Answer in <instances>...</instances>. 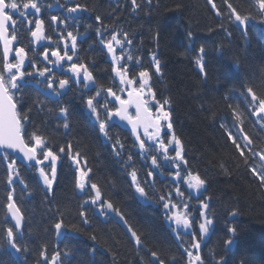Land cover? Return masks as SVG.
<instances>
[{
	"label": "trees",
	"instance_id": "trees-1",
	"mask_svg": "<svg viewBox=\"0 0 264 264\" xmlns=\"http://www.w3.org/2000/svg\"><path fill=\"white\" fill-rule=\"evenodd\" d=\"M38 2L41 12L35 17L29 16L33 20L31 29L35 27V18L43 19L45 35L52 38V43L47 40L36 42L30 35L27 20L14 17L18 39L13 43V49L24 47L29 60L35 57L37 67L53 68L54 86H58L59 79L67 78L70 88L58 99L50 98L30 81L29 86L16 92L21 101L17 109L28 113L31 108L30 119L24 125L26 138L38 132L48 138L55 151L64 146L66 152L60 154L57 161L52 192L46 190L38 172V167L48 170L50 162L36 166L15 161L20 177L14 178L13 184L9 185L8 163L13 158L9 156L5 160L0 154V243L3 244L0 264H46L40 255L42 251H46L49 259L59 252L62 264H158L151 256L152 251L157 252L165 264H189L185 249L194 255L197 250L190 247L191 235L182 234V240L178 239L166 220L164 201L159 197L167 198L169 193L172 202L181 205L178 210H183L184 203L189 206L192 227L188 232L196 233L200 240L198 251L203 264H216L221 257L224 264H264V187L252 173V168L260 166V155H264V120L253 115L251 97L246 91L247 87H252L258 95H264V23L261 22L264 15L259 12L255 0H229L242 15L254 17L246 28L230 17V10L223 0H213L216 9L208 0H152L151 4L147 0H137L141 7L135 10L131 0H59L64 7L57 6V0ZM77 3L89 10L69 14L66 8ZM217 9L223 15L218 16ZM53 15L59 20L69 16L78 19H68L65 28L59 20L52 22ZM96 16L101 17V23H97ZM97 28L101 29L105 40L110 39L113 32L121 34L118 37L121 39L123 32L129 33L132 44L125 46L127 53L133 56L127 63L129 76L138 79L139 71L147 69L152 74L150 86L157 99H171L173 129L164 131L161 138L167 141L174 132L182 140L188 161L187 168L182 165V174L188 170L199 173L207 181L200 192L188 189L181 181L179 186L184 196L177 195L171 178L176 170L174 166L158 159L160 168H153L150 156H142L131 134L118 125L111 123L109 131L124 144L119 156L113 150L114 141L103 139L98 123L85 103L88 96L95 95L96 89L89 91L83 83H74L72 73L67 71L72 62L85 63L97 85L112 87L121 95L122 85L112 72L111 56L100 43ZM68 31L78 35L76 54L72 62H62L65 70L60 71L44 61L42 53L45 47H59L63 54L64 45L58 33L62 32L66 37ZM68 43L70 45V40ZM119 49L117 46V54H120ZM2 54L0 44V69L3 68ZM153 54L161 61L160 73L155 72ZM49 59L55 60L51 52ZM198 59L204 64L206 77L200 71ZM10 60L14 62V51ZM23 70L34 71L27 60ZM97 100L100 105L108 101L110 108L115 107L106 92H102ZM37 101L44 105L43 111L39 110ZM149 106L155 114L157 106L154 103ZM60 107L69 109L70 126L67 129L60 118ZM234 108L242 113V124L235 121ZM100 112L103 118L106 115L103 108ZM221 124L241 137L242 146V134L238 131L241 127L254 141L251 147L257 155L244 149L247 164L228 140ZM68 144L72 145L73 153L79 151L86 158L87 167L92 169L90 182L97 183L104 198L121 209L128 225L141 235L142 246L135 245L119 217L102 216L95 206L84 203L94 193L88 189L82 193L75 187L77 165L67 154ZM169 155L174 156L171 146ZM133 168L142 181H148L145 186L147 199H139L135 191L129 175ZM149 171L153 172L152 177H148ZM9 192L25 217L17 242L28 251L18 255L12 253L6 240L5 230L13 226L7 218ZM201 201L209 204L203 211L213 220L209 232L203 236L199 231V223L203 221ZM234 210L235 216L231 214ZM81 211L86 213L89 223H83ZM60 220H63V227L58 233L54 225ZM230 227L237 229L234 237L228 231ZM93 234L96 241L90 238ZM229 238L234 240L232 245L224 243Z\"/></svg>",
	"mask_w": 264,
	"mask_h": 264
},
{
	"label": "snow or ice",
	"instance_id": "snow-or-ice-1",
	"mask_svg": "<svg viewBox=\"0 0 264 264\" xmlns=\"http://www.w3.org/2000/svg\"><path fill=\"white\" fill-rule=\"evenodd\" d=\"M147 2L151 4L152 0H147ZM208 2L212 5L213 9L217 8V5L213 0H208ZM223 3L226 4L227 8L230 10V17H234L239 25L245 26L246 28L248 21L254 19L251 14L242 15L237 8L229 2V0H223ZM131 4L134 10L141 7L137 0H131ZM255 4L258 6L259 12L264 15V0H255ZM57 6L64 7L63 4L59 3V0H57ZM49 7H51V5H49ZM177 7H179V5H177ZM88 10L87 6L79 3L74 7L66 8V11L69 14L87 12ZM40 12L41 5L38 0H24V2H21V0H0V41L3 42V68L0 69V154L3 155L5 160H8L11 153H19L22 154L21 159L23 161H34L36 166L43 165L46 161L50 162L48 170H46L45 167H38V172L46 190L52 192L57 176V161L60 159V154L66 152V148L61 146L58 151H55L52 145L48 142V138L38 132H34L26 138L24 125L30 119L28 113L31 112V108L28 109V113L18 111L17 105L21 101L16 97V92H20L24 87L29 86L30 81H34L35 86L42 92V94L47 95L50 98L58 99L70 88V81L67 78L59 79L58 86H54L56 84V79L53 68L48 66L43 68L37 67L35 57L29 60L28 52L24 47H15V49H13V43L18 39L16 32L17 20L14 19V17H20L22 20H27V24L31 29L33 20L29 19V16L35 17L36 14H39ZM216 14L218 16L223 15L219 9H217ZM68 19L76 21L78 18L69 16L64 20H59L55 15L51 17L52 22L59 20V23L63 24L65 28H67L66 21ZM95 19L97 23H101L100 16H96ZM261 22L264 23V19H262ZM34 24V29L30 30L31 37L37 42L47 40L49 43H52V38L50 36L46 37L45 35L44 20L37 17L34 20ZM104 30H107L106 26L104 27ZM96 32L97 35L101 37L100 43L103 44L111 56L112 72L119 78L120 85L126 86L127 88L128 99L121 98V96L117 94V91H114L112 87L104 88L103 85H97L93 73L89 70L87 64L72 62L76 54L78 40V35H74L72 31H68L66 37L62 32L58 33L59 39L64 45L63 54H61L59 47L53 49L45 47L42 53L44 61H47L48 64L60 71L65 70L62 62H72L68 65L67 71L72 73L73 82L76 84L83 83L84 88L89 91H91L92 88L96 89L95 95L88 96L86 99V107L89 110V114L93 116L98 123L100 133L106 139L114 141L112 147L113 150L116 151L117 156H119L121 150L124 149V144L118 137L110 135L109 129L114 118H119L120 121H127V123L131 125V132L138 143L140 154L145 158L150 156L151 164L154 168L158 169L161 166L160 162H158V156L153 154L154 152L161 154L165 163H171L174 166L176 170L171 175L173 182L176 185L175 191L177 195L180 197L184 196V193L179 186L181 181L187 185L188 189L200 192L201 189L205 188L207 181L202 178L199 173H193L191 170H188L186 174H182V165L184 168H187L188 166V161L184 155V145L182 140L174 132H172L170 139L167 141L161 138V131L164 126L162 122H167L166 127L169 131H172L173 129V123L171 120V99L165 98L162 101L157 99L156 93L150 86L152 74L147 69L139 71L138 79L136 76H129L127 61H132L133 56L124 51L126 45L132 44V39L129 37V33L123 32L121 39L118 38L121 34L113 32L111 38L105 40L103 39V32L100 28H97ZM188 35L191 37V32H189ZM69 40L71 42L70 45L68 43ZM117 46L121 49L120 54H117ZM13 51L14 62L10 60V54L13 53ZM49 52H51V57H55V60L49 59ZM70 52L72 54H69ZM200 52H204L203 47L200 48ZM26 60L31 64L34 71L26 72L23 70ZM152 61L154 63L155 72L160 73L161 61L155 54L152 55ZM197 64L200 67L201 73L206 77L207 73L205 72L202 60L198 59ZM5 73H7V75H5ZM41 85H43L42 88L40 87ZM119 90L125 91V87H121ZM246 91L251 97L250 105L253 107V115L264 120V116L261 115L264 114V95H258L252 87H247ZM102 92H106L108 96L113 97L114 100L118 102V106L110 108L108 101H105L103 105H100L97 97H100ZM150 103H154L157 106L155 114L149 106ZM132 105L135 106L134 116L129 113V108ZM37 106L39 110H44V105L39 101H37ZM166 106H168L167 109ZM100 108H103L106 113L103 118ZM59 114L60 118L64 120L63 127L65 129L69 128V109L67 107H60ZM233 117L239 124L243 123L242 113H240L238 109H233ZM221 127L225 128L228 140L234 145L240 156L244 157L245 164H247L248 158L245 156L244 149H247L252 155H257L251 147L254 144V141L244 132L242 127L239 128L238 131L242 134V140L244 142L243 146L240 142L241 137L229 131L224 124H221ZM141 129L143 131V136L147 137V141L141 137ZM170 145H174V156L169 155ZM9 150H11V153ZM67 154L77 165L75 187L82 193H84L86 189L94 193V195H89L84 203L95 206L99 214L102 216L108 217L111 214L119 217V220L127 226V231L130 233V237L135 245L138 247L142 246L143 241L141 235L128 225V220L125 218L121 209L114 205L111 200L104 198L101 188L97 183L90 182V173L92 172V169L87 167L86 158H83L79 151L73 153L71 144L67 145ZM131 159L132 157L129 155L128 160L131 161ZM260 159L264 161V155H260ZM221 167H223V165ZM252 173L258 176L261 187H264V166H262L260 171H257L256 168H252ZM129 175L131 176L135 191L141 197L147 199L148 193L145 190V186L148 185V181H142L138 177L135 168L132 169ZM147 175L148 177H152L153 172L149 171ZM16 177H20V171L15 167V160L13 159L8 163L7 183L9 185L13 184L14 178ZM20 182L23 184V179H21ZM25 188H27L26 184ZM159 199L164 201L163 207L166 210V219L170 222V226L174 225L173 231L176 233L177 238L182 240V234H188L192 237L190 247L196 249L197 252L194 255L192 251H189L187 248L185 249L187 256L189 257V264H203L202 257L198 251L201 247L200 240L197 239L196 233L188 232L192 227V219L188 213V204L184 203L182 206L183 210L177 211L176 209H179L181 205L172 202L171 193H169L167 198L161 195ZM7 201V212L14 221V225L12 227H7L5 230L7 244L16 253L27 252V247H22L17 242V235L22 234L25 219L24 214L15 202L12 192H9ZM200 207L202 209L200 216L203 218V221L199 223V231L201 236H203V234L209 232V225L213 224V220L205 214V211H203L209 208V204L205 201H201ZM79 214L83 218V223H89L88 217L84 211H81ZM231 214L235 216L237 213L234 210ZM54 227L59 233L63 227V220L55 223ZM14 229L16 231H14ZM73 229L79 231L76 226H73ZM228 231L234 237L237 229L235 227H230ZM90 238L93 241L97 240L95 234L91 235ZM224 243L226 245H232L234 240L229 238L225 240ZM2 246L3 244L0 243V247ZM40 255L46 261V264H62L59 252L53 254L50 259L47 256L46 251H42ZM151 256L155 258V261H158V264H165V260L161 259L157 252L152 251ZM216 264H224L223 257L217 260Z\"/></svg>",
	"mask_w": 264,
	"mask_h": 264
},
{
	"label": "water",
	"instance_id": "water-1",
	"mask_svg": "<svg viewBox=\"0 0 264 264\" xmlns=\"http://www.w3.org/2000/svg\"><path fill=\"white\" fill-rule=\"evenodd\" d=\"M0 43H1V45H2V49H3V42L0 41ZM109 97H110V96H109ZM110 99H111L113 102H115V104L118 106V102H116V101L114 100L113 97H110ZM129 109H133V110H135V106L132 105V106H130ZM113 122L116 123V124H118V125H120L122 128L127 129V130L132 134V132H131V125H129V124L127 123V121H120L119 118H114ZM141 133H143L142 129H141ZM132 137H133V140L136 142V140H135V136H134L133 134H132ZM136 143H137V142H136ZM137 144H138V143H137ZM9 152L11 153V150H9ZM10 156L13 157V158H15L16 161H18V162H20V163H23V164H35L34 161H33V162L23 161V160L21 159L22 154H19V153H11ZM7 217H8V219L12 222V224L14 225V221L11 219L10 215L8 214V212H7ZM11 249H12V248H11ZM12 251H13L14 254H18V253H16L13 249H12Z\"/></svg>",
	"mask_w": 264,
	"mask_h": 264
},
{
	"label": "rangeland",
	"instance_id": "rangeland-1",
	"mask_svg": "<svg viewBox=\"0 0 264 264\" xmlns=\"http://www.w3.org/2000/svg\"><path fill=\"white\" fill-rule=\"evenodd\" d=\"M124 51L127 53V51L124 49ZM125 60H126V56H125ZM128 62V61H127ZM125 87V91H127V88H126V86H124ZM164 123V125H165V127H166V124H167V122H163ZM166 129H167V127H166ZM171 137V136H170ZM170 137H169V139H170ZM149 143H152V142H149ZM174 148V145H171V148ZM153 154H156L157 156H158V158H161L162 160H163V158H162V155L161 154H159V153H156V152H154ZM259 161H260V166L258 167V170L257 171H260L261 169H262V166H264V161H262L261 159H259ZM186 185V184H185ZM177 211H181V210H178V209H176ZM168 221V220H167ZM169 222V221H168ZM170 223V222H169ZM173 228H174V225H173Z\"/></svg>",
	"mask_w": 264,
	"mask_h": 264
},
{
	"label": "flooded vegetation",
	"instance_id": "flooded-vegetation-1",
	"mask_svg": "<svg viewBox=\"0 0 264 264\" xmlns=\"http://www.w3.org/2000/svg\"><path fill=\"white\" fill-rule=\"evenodd\" d=\"M133 115H134V113H133Z\"/></svg>",
	"mask_w": 264,
	"mask_h": 264
}]
</instances>
